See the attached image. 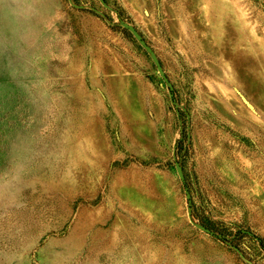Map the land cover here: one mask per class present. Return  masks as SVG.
I'll return each instance as SVG.
<instances>
[{"label":"rangeland","instance_id":"obj_1","mask_svg":"<svg viewBox=\"0 0 264 264\" xmlns=\"http://www.w3.org/2000/svg\"><path fill=\"white\" fill-rule=\"evenodd\" d=\"M0 264H264V0H0Z\"/></svg>","mask_w":264,"mask_h":264},{"label":"water","instance_id":"obj_2","mask_svg":"<svg viewBox=\"0 0 264 264\" xmlns=\"http://www.w3.org/2000/svg\"><path fill=\"white\" fill-rule=\"evenodd\" d=\"M135 34H136V32H135Z\"/></svg>","mask_w":264,"mask_h":264}]
</instances>
